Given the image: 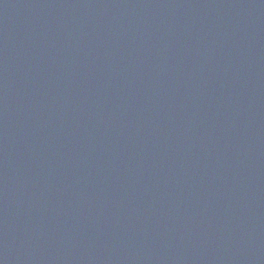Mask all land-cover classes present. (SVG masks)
<instances>
[{
  "label": "water",
  "instance_id": "1",
  "mask_svg": "<svg viewBox=\"0 0 264 264\" xmlns=\"http://www.w3.org/2000/svg\"><path fill=\"white\" fill-rule=\"evenodd\" d=\"M0 264H264V0H0Z\"/></svg>",
  "mask_w": 264,
  "mask_h": 264
}]
</instances>
